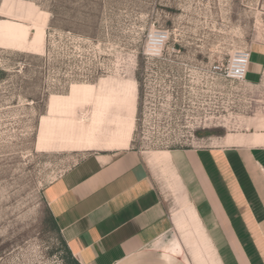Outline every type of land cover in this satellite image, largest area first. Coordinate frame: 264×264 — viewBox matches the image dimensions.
<instances>
[{
	"label": "rangeland",
	"instance_id": "rangeland-1",
	"mask_svg": "<svg viewBox=\"0 0 264 264\" xmlns=\"http://www.w3.org/2000/svg\"><path fill=\"white\" fill-rule=\"evenodd\" d=\"M157 30L169 37L155 57ZM257 47L264 0H0V264H79L43 189L99 150L127 148L151 169L167 239L190 264H223L163 156L264 125V77L208 70Z\"/></svg>",
	"mask_w": 264,
	"mask_h": 264
},
{
	"label": "crops",
	"instance_id": "crops-1",
	"mask_svg": "<svg viewBox=\"0 0 264 264\" xmlns=\"http://www.w3.org/2000/svg\"><path fill=\"white\" fill-rule=\"evenodd\" d=\"M263 77L264 50L257 47L245 80L254 85ZM163 157L191 196L192 204L184 202L195 231L216 245L222 263L264 264V125ZM42 195L79 264H190L182 242L166 237L175 233L171 216L134 149L99 150Z\"/></svg>",
	"mask_w": 264,
	"mask_h": 264
},
{
	"label": "built area",
	"instance_id": "built-area-1",
	"mask_svg": "<svg viewBox=\"0 0 264 264\" xmlns=\"http://www.w3.org/2000/svg\"><path fill=\"white\" fill-rule=\"evenodd\" d=\"M169 34L166 30H157L151 33L147 41V53L158 57L162 54L163 46ZM251 51L242 48L235 51L226 63H212L208 70L236 81H245V75L250 63Z\"/></svg>",
	"mask_w": 264,
	"mask_h": 264
}]
</instances>
